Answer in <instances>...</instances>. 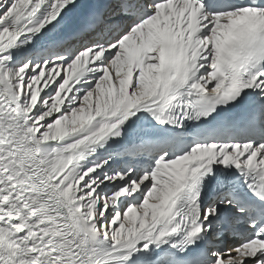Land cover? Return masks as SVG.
<instances>
[{
  "label": "snow or ice",
  "instance_id": "obj_1",
  "mask_svg": "<svg viewBox=\"0 0 264 264\" xmlns=\"http://www.w3.org/2000/svg\"><path fill=\"white\" fill-rule=\"evenodd\" d=\"M0 264H264V0H0Z\"/></svg>",
  "mask_w": 264,
  "mask_h": 264
}]
</instances>
